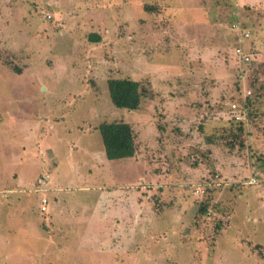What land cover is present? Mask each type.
Instances as JSON below:
<instances>
[{"label":"rangeland","instance_id":"1","mask_svg":"<svg viewBox=\"0 0 264 264\" xmlns=\"http://www.w3.org/2000/svg\"><path fill=\"white\" fill-rule=\"evenodd\" d=\"M119 120L137 152L108 159ZM261 192L264 0H0V264H264Z\"/></svg>","mask_w":264,"mask_h":264},{"label":"trees","instance_id":"2","mask_svg":"<svg viewBox=\"0 0 264 264\" xmlns=\"http://www.w3.org/2000/svg\"><path fill=\"white\" fill-rule=\"evenodd\" d=\"M90 39L99 41L100 35L92 33ZM108 87L113 104L131 110L138 109L142 99L149 92V89L141 81L130 77L110 78ZM98 129L108 159H123L135 156L138 148L136 135L129 122L121 120L102 122L99 124Z\"/></svg>","mask_w":264,"mask_h":264},{"label":"crops","instance_id":"3","mask_svg":"<svg viewBox=\"0 0 264 264\" xmlns=\"http://www.w3.org/2000/svg\"><path fill=\"white\" fill-rule=\"evenodd\" d=\"M129 158H131V157H129ZM49 164V163H48ZM57 164H58V161H57V163H55V164H53L51 161H50V167H52V166H54V165H56L57 166ZM44 173H49L50 174V177H49V181H48V183L46 184V185H44L43 186V189L42 190H40L39 189V186H38V184H37V180H38V178H39V176H41L42 174H44ZM90 176L92 177V173H90ZM55 178H56V180H55ZM29 186H33V187H35L34 189L37 191V192H41L40 193V195L38 196V204L37 203H35L36 205H37V209H38V207H39V209H40V206H41V199L43 198V197H47L48 198V209L47 210H49L50 211V207H51V205L53 204V200H54V197L53 196H57V198H59L60 197V206H61V208H62V206H63V204H64V198L68 195V194H70V190L69 189H66V187H62L63 185L61 184V182L59 181V177L58 176H55L54 177V181H52V176H51V173L49 172V171H44V172H41V170L39 169V171L36 173V175L34 174L30 179H29ZM28 186V187H29ZM30 189V188H29ZM28 189V190H29ZM34 189H31V192H36V191H34ZM85 192H92V193H95V192H98V191H94V190H92V191H89V188H87L86 190H85ZM26 194H29V192H26ZM53 195V196H52ZM99 195V194H98ZM261 195H264V193H262L261 192V194H260V196ZM74 197V196H73ZM89 198H92L91 196L89 197ZM258 198H259V195H258ZM40 199V200H39ZM73 201H75V202H77V200H73ZM73 201H72V203H73ZM260 201V199H258V202ZM37 202V201H36ZM54 210V209H53ZM90 211H87V213H89ZM78 222V221H77ZM77 222H74V220L72 221V220H68L65 224H66V226L67 227H70V228H72V229H74L73 228V226L71 225L70 226V223H73L74 224V226H75V224H79V222L77 223ZM69 223V224H68ZM83 223V222H82ZM89 225V224H88ZM15 241V242H14ZM12 240L11 242H8V244H11V245H16V244H18L17 243V241L16 240ZM4 243H5V241H4V238H1V240H0V245L2 246L1 247V249L4 247ZM7 243V242H6ZM21 244H29V242H28V239L26 240V241H23ZM16 251H18L16 248H11V252H12V254L14 253V252H16Z\"/></svg>","mask_w":264,"mask_h":264},{"label":"built area","instance_id":"4","mask_svg":"<svg viewBox=\"0 0 264 264\" xmlns=\"http://www.w3.org/2000/svg\"><path fill=\"white\" fill-rule=\"evenodd\" d=\"M246 35H248V33H246ZM236 50H237L236 54L240 55L242 59L249 60V57L247 55L243 54V51H242V49L240 47L237 48ZM49 177H50L49 173H44L41 176H39V178L37 180V184H38L40 190H42L43 186L48 183ZM252 181L256 182V178L253 179ZM47 208H48V198L47 197H43L41 199L40 209H41V211H47Z\"/></svg>","mask_w":264,"mask_h":264}]
</instances>
